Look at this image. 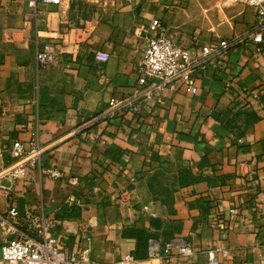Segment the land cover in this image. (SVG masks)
Here are the masks:
<instances>
[{
    "label": "crops",
    "instance_id": "crops-1",
    "mask_svg": "<svg viewBox=\"0 0 264 264\" xmlns=\"http://www.w3.org/2000/svg\"><path fill=\"white\" fill-rule=\"evenodd\" d=\"M28 1L0 0V168L10 165L14 141L53 146L25 179L2 181L10 190H0V213L23 201L24 215L55 217L64 246L91 244L100 264L127 254L133 264H209L208 248L228 251L223 264H264L256 9L232 0H63L41 2L31 15ZM154 18L183 47L193 35L198 46L232 43L198 72L196 94H140L137 65ZM47 43L56 61L39 68L36 53ZM98 50L110 53L107 63L94 60ZM113 97L136 111L110 112ZM153 243L162 253L172 244L169 262L151 257ZM177 243L196 251L180 255Z\"/></svg>",
    "mask_w": 264,
    "mask_h": 264
},
{
    "label": "built area",
    "instance_id": "built-area-1",
    "mask_svg": "<svg viewBox=\"0 0 264 264\" xmlns=\"http://www.w3.org/2000/svg\"><path fill=\"white\" fill-rule=\"evenodd\" d=\"M241 5L256 9L261 18L250 35L255 43H264V0H232ZM61 5L63 0H29V7L35 13L39 3ZM150 36L144 48L143 56L138 61L137 71L139 83L142 87L140 94L148 97L159 95L166 87L170 92H185L194 95L198 92L195 78L198 72L210 61L224 55L232 46L227 39L199 45L198 35L191 38L192 46L183 47L170 38L160 18L152 19L148 25ZM145 30V29H143ZM111 58L109 52L98 50L94 53V60L100 64L107 63ZM36 59L39 68L47 67L56 61V53L52 43L38 48ZM158 79V83H153ZM255 98L257 93L252 94ZM110 112L114 109L128 108L136 111L127 99L113 97L109 101ZM77 130L71 132L74 133ZM53 146L52 143L41 144L37 139L30 142L26 148L20 141H14L9 149L12 161L10 165L0 168V190L8 192L10 186L2 181L15 183L25 179L31 169L41 168L42 155ZM43 171L52 178H59L61 173L57 169L45 168ZM130 182H135L133 176ZM57 220L51 215L28 211L21 216L16 205H12L6 214L0 213V228L6 227L11 237L0 241V264H100L91 258L92 247L89 244L82 249L69 250L62 240L55 234ZM177 251L183 256H192L196 250L182 243L176 244ZM172 244H167L161 252L158 244L153 243L151 257H162L165 263L171 260ZM209 264H223L228 251L222 248H208ZM135 257L127 254L121 260L108 264H133Z\"/></svg>",
    "mask_w": 264,
    "mask_h": 264
},
{
    "label": "rangeland",
    "instance_id": "rangeland-1",
    "mask_svg": "<svg viewBox=\"0 0 264 264\" xmlns=\"http://www.w3.org/2000/svg\"><path fill=\"white\" fill-rule=\"evenodd\" d=\"M11 237V232L6 227L0 228V241Z\"/></svg>",
    "mask_w": 264,
    "mask_h": 264
},
{
    "label": "water",
    "instance_id": "water-1",
    "mask_svg": "<svg viewBox=\"0 0 264 264\" xmlns=\"http://www.w3.org/2000/svg\"><path fill=\"white\" fill-rule=\"evenodd\" d=\"M19 213L21 216L24 215V205H23V201L20 202V205H19Z\"/></svg>",
    "mask_w": 264,
    "mask_h": 264
},
{
    "label": "trees",
    "instance_id": "trees-1",
    "mask_svg": "<svg viewBox=\"0 0 264 264\" xmlns=\"http://www.w3.org/2000/svg\"><path fill=\"white\" fill-rule=\"evenodd\" d=\"M198 178L196 177L194 180H197ZM70 209V208H64V212H67V210Z\"/></svg>",
    "mask_w": 264,
    "mask_h": 264
}]
</instances>
